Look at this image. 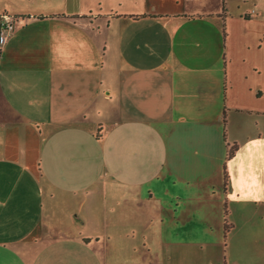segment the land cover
Segmentation results:
<instances>
[{
    "label": "crops",
    "instance_id": "obj_1",
    "mask_svg": "<svg viewBox=\"0 0 264 264\" xmlns=\"http://www.w3.org/2000/svg\"><path fill=\"white\" fill-rule=\"evenodd\" d=\"M110 1L0 12V264H99L98 245L125 264L128 208L174 251L223 202L262 213L247 249L264 257V26L247 59L227 0Z\"/></svg>",
    "mask_w": 264,
    "mask_h": 264
},
{
    "label": "rangeland",
    "instance_id": "obj_2",
    "mask_svg": "<svg viewBox=\"0 0 264 264\" xmlns=\"http://www.w3.org/2000/svg\"><path fill=\"white\" fill-rule=\"evenodd\" d=\"M80 1L82 3L83 0H0V12L5 9L12 16L17 14L18 11L24 10L39 13L45 10L53 12L63 8L66 9L67 6L78 2L80 3ZM108 1L105 2L103 6L102 0H93V5L97 9L102 10L103 7L108 9L109 5L113 3V1ZM227 2L232 9V13L238 15L231 23L233 29L231 38L232 43L237 46L238 56L240 57L243 55L248 59V56L250 58L251 55H248V46L244 43V35L245 37H251L258 26H264V0H227ZM79 3L76 5H79ZM201 3H209L211 5L213 1L186 0L188 8L200 7ZM248 14H252L254 18L259 21L250 22L246 20L247 22L243 23V19L249 17ZM240 15L243 16V19L239 18ZM1 16L3 17L4 15L1 14ZM0 28H2L1 19ZM226 34H228L227 29ZM96 35L102 38L101 33ZM251 39L254 40L253 37H251ZM259 53L260 51L255 52L252 58L254 60H256V58L259 59ZM262 74V76H264V71ZM192 211L194 210L190 209L191 217H193ZM209 211L215 212L214 216L211 214V216L207 218L208 214L203 210L200 212L202 213L200 216L196 215L194 218H190V220H188V225L181 226L188 231L187 233L191 237L188 241L189 246L179 245L178 247V245H176L173 248L174 251H172L162 246L161 241H157L156 238L152 241L150 238L149 241H145L144 232L152 236L155 234L154 228L152 230L151 227L146 228L145 224L136 222L134 216L137 217L139 214L136 212L133 213L132 208L126 209L124 230L127 233L136 231L138 238H136V240L135 237L127 239L125 254H123L119 261H124L125 264H253L262 263L264 261L262 254H255L247 249L249 248L250 239L253 237L255 229H259L258 223L260 222L261 212L254 211L249 206L245 207L234 203H227V205H225L224 202L213 205V207L209 208ZM226 224L228 225L227 228ZM256 224H258V226ZM93 227L94 230L98 229L101 232L103 230L102 225L95 224ZM142 230H144L143 234H141ZM196 233H198L199 236ZM145 242L152 248L150 252L143 249L142 245H144ZM134 246L138 247L137 253L132 251ZM95 248L96 252L98 251L97 253L100 254V258L99 256H95V263L98 262L102 264L103 262V264H105L106 259L104 256H101V247L98 245ZM110 248H113L111 241ZM166 249H169V251ZM113 255L114 251L111 249V257L109 256L110 264L112 263ZM64 259L65 258H63V260Z\"/></svg>",
    "mask_w": 264,
    "mask_h": 264
},
{
    "label": "trees",
    "instance_id": "obj_3",
    "mask_svg": "<svg viewBox=\"0 0 264 264\" xmlns=\"http://www.w3.org/2000/svg\"><path fill=\"white\" fill-rule=\"evenodd\" d=\"M222 16L225 18V12L223 11ZM238 150V145L237 144H228V151H227V158L226 162L224 164V181H225V186L228 185L229 181V173H228V162L234 158L236 151ZM226 212V211H225ZM227 214V212H226ZM228 225L226 224V228Z\"/></svg>",
    "mask_w": 264,
    "mask_h": 264
},
{
    "label": "built area",
    "instance_id": "obj_4",
    "mask_svg": "<svg viewBox=\"0 0 264 264\" xmlns=\"http://www.w3.org/2000/svg\"><path fill=\"white\" fill-rule=\"evenodd\" d=\"M15 21H16V18H12L11 16L9 15H4L2 18H1V27H2V30H3V33L2 35L0 36V42L1 43H4L5 40H6V36L4 35V32L5 31H13L15 30Z\"/></svg>",
    "mask_w": 264,
    "mask_h": 264
}]
</instances>
